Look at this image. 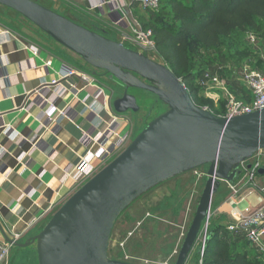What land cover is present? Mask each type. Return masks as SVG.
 <instances>
[{"label": "water", "instance_id": "obj_1", "mask_svg": "<svg viewBox=\"0 0 264 264\" xmlns=\"http://www.w3.org/2000/svg\"><path fill=\"white\" fill-rule=\"evenodd\" d=\"M54 43L103 73L123 89L111 102L115 115L139 112L130 90L146 92L168 110L152 120L114 160L74 192L40 233L23 244L35 245L37 264H131L110 260L113 226L134 202L173 179L206 168L195 214L174 264H187L209 220L212 197L221 184L233 185L240 166L264 150V109L223 119L196 107L183 83L165 65L83 28L32 0H0ZM249 168V166H248ZM264 176V167L258 171ZM207 242V238L204 243ZM201 254V251H197Z\"/></svg>", "mask_w": 264, "mask_h": 264}, {"label": "crops", "instance_id": "obj_2", "mask_svg": "<svg viewBox=\"0 0 264 264\" xmlns=\"http://www.w3.org/2000/svg\"><path fill=\"white\" fill-rule=\"evenodd\" d=\"M32 1L123 45H126L124 38L131 37L135 27L143 28L151 22L150 11L130 0ZM99 4L102 6L97 7ZM37 34L42 42L0 25V243L18 235L17 243L23 244L40 233L51 216L44 212L49 208L52 213L56 211L80 186L69 177L63 180L65 170L86 152L87 147H92L89 140L81 141L80 129L89 131L103 125L99 118L106 123L110 115L116 116L108 103L107 114L103 112V97H90L95 93L94 88H85L77 76L64 78L68 69L77 74L85 73L104 92L103 86L96 81L94 70L45 35L42 39V33ZM47 62L50 66L46 68ZM52 81L59 85L51 86ZM72 83L79 89V102L70 109L73 117L51 123L43 113L47 108L42 105L43 100L55 101L59 109L68 107L74 100L69 90ZM237 93L241 101L249 100L244 88ZM131 95L139 109L140 104L148 100ZM116 117L118 121L125 119ZM96 149L92 147V152ZM92 164L97 165V160H92ZM5 176H9V180H5ZM263 178L259 182L262 186ZM228 192L221 188L212 197L208 227L217 224L227 227L231 222ZM252 192L254 194L243 196L239 208L241 204L256 205L259 194ZM199 250L201 245L196 246L195 255Z\"/></svg>", "mask_w": 264, "mask_h": 264}, {"label": "rangeland", "instance_id": "obj_3", "mask_svg": "<svg viewBox=\"0 0 264 264\" xmlns=\"http://www.w3.org/2000/svg\"><path fill=\"white\" fill-rule=\"evenodd\" d=\"M0 25L17 33L27 35L33 40L42 42L39 36H37L39 35L37 33L40 32L38 29L33 28L30 23L18 14L3 7H0ZM260 27V32L246 31L242 34H235V37L230 40L223 41L221 48L217 51L218 53L211 50L201 51L200 53L205 64L213 63L211 68L205 73L221 77V72L224 75L225 79L223 78V80L227 83L229 90L236 96L238 95L237 92L241 88H244L241 73L245 67L264 74V23L260 24ZM37 30L39 32H36V35L35 31ZM43 35V33L40 34L42 39L43 37L45 38ZM250 36L259 40L258 48L249 44L248 37ZM236 43L241 45L242 48L247 47L251 53H247L244 57L236 56V51L241 50L238 47L239 45H237V49H233ZM124 46L132 51L135 49L127 44ZM148 58L167 66L157 56L155 51L151 52ZM87 67L89 68V66ZM90 69L93 70L92 68ZM258 69H261L262 72ZM97 73H100L99 76L103 75L101 72ZM96 78V81L103 86L105 94L111 98H109V101L111 100L112 102L121 97L123 90L120 86L108 81L105 76H96ZM129 93L139 98H148V100L143 105L140 104L138 113L119 115L120 117L123 116L126 120L119 119V128L116 133L122 136L124 133L130 132L131 137L125 147L112 160L125 150L152 120L168 110L157 98L146 92L130 90ZM202 93V91L199 92L201 96ZM111 102H109L110 109ZM195 102L199 104V101L196 99ZM104 167L105 165L99 168L96 173ZM205 171L206 168H200L197 171L166 182L134 202L119 216L113 226L108 248V258L131 264H174L203 191L206 181V177L204 176ZM260 178L255 179L256 184L262 181ZM89 179L80 184L79 188L89 181ZM258 185L262 186V184ZM221 188L223 191H229L226 183H222ZM252 193L254 194V192ZM229 194L228 192L226 198L230 197ZM254 198L256 197L254 196ZM245 206L246 204H241L240 208H244ZM128 234H131L130 237H128ZM238 235L242 236L241 233ZM238 235L237 237H240ZM121 243H123L122 249L119 248ZM199 245L200 240L197 241L196 246L199 247ZM251 248L254 253L256 251L255 248ZM13 249L12 252H9L3 264H37L35 245L26 249ZM258 254L260 255V261L263 263L262 254ZM191 255L190 260H188L189 262H187L188 264L195 262V251ZM200 261L201 259L199 263Z\"/></svg>", "mask_w": 264, "mask_h": 264}, {"label": "built area", "instance_id": "obj_4", "mask_svg": "<svg viewBox=\"0 0 264 264\" xmlns=\"http://www.w3.org/2000/svg\"><path fill=\"white\" fill-rule=\"evenodd\" d=\"M133 4L138 5L145 11L156 12L159 9L160 0H130ZM99 4L97 7H101ZM118 24V23H117ZM249 44L258 48L259 40L254 37H248ZM125 44L134 47V51L142 55H148L155 51L154 42L152 39V32L150 30H144L141 27H135L133 29L132 36L124 38ZM123 45V44H122ZM50 62L45 63V67H49ZM77 76L79 82L84 85L85 88H94L95 93L90 97L96 99L99 95L103 97L102 109L107 114V103L109 104V98L104 92L93 84V78L85 73L77 74L74 70L68 69L64 78ZM243 86L248 93L249 100L241 101L238 97L229 90L227 83L220 76H213L210 73H204L202 77L197 81V85L203 92L202 97L210 100L215 107H218L223 103L224 115L219 118L230 119L234 117H240L248 115L264 109V74L255 71L251 68L245 67L241 73ZM51 86L59 85L56 81H52ZM46 89V88H43ZM69 90L74 95L73 103L68 107L59 109L56 107L55 101L43 100L42 105L47 108L43 112L46 118L51 122H59L61 119L71 118L70 109H73L74 104H77V94L79 93L78 86L74 83L69 84ZM221 92V94H219ZM42 98V97H41ZM43 99V98H42ZM89 109L88 106H85ZM204 110L210 112L207 108ZM98 117V116H96ZM118 118L114 115H110V121L104 123L102 118L98 121L103 125L95 126L93 129L87 131L80 129L82 134V142L89 140L92 147L96 146L95 152H92V147L86 149V152L78 157L77 161L70 165L69 169L65 170V180L67 177L72 179L76 184L80 185L85 180L91 179L96 171L103 165L109 162L125 147L126 143L131 137L130 132L124 133L122 136L117 137L115 134L119 127ZM124 151V150H123ZM23 158V157H22ZM26 159V158H24ZM21 159V160H24ZM96 159L98 164L93 165L92 160ZM20 160V161H21ZM107 164V165H108ZM249 166V168H248ZM264 167V150L257 152L252 159L242 164L239 168L240 178L233 185H228L230 191V197L228 198V204L231 207L230 218L231 222L226 227L229 233L239 234L241 233L245 240L255 248V250L262 254L264 264V186L256 184L258 171ZM197 171V170H196ZM204 176L206 177V171ZM89 179V180H90ZM5 180H9V176H5ZM255 189V190H252ZM251 191L258 192L255 206L247 205L245 208H239L238 204L245 195H251ZM55 212V211H54ZM53 212V213H54ZM51 208L47 209L44 214H51ZM208 222L202 229L199 240L201 245V256L204 250V243L208 234ZM131 234H128L130 237ZM18 235H14L11 239L12 242L17 243ZM12 246L7 243H0V264H3L7 259ZM119 248H123V243L119 245ZM201 264V261L200 263Z\"/></svg>", "mask_w": 264, "mask_h": 264}, {"label": "trees", "instance_id": "obj_5", "mask_svg": "<svg viewBox=\"0 0 264 264\" xmlns=\"http://www.w3.org/2000/svg\"><path fill=\"white\" fill-rule=\"evenodd\" d=\"M150 14L151 22L143 29L152 32L157 56L183 83L196 107L207 108L215 117H222L223 103L215 107L199 94L201 90L196 83L213 64H205L200 53L217 52L222 42L235 34L260 32L264 0H160L158 11ZM238 47L241 50L236 51V56L251 53L247 47ZM220 75L223 79L224 75L221 72ZM225 234L229 236L223 238ZM237 235L220 224L209 227L202 256L195 255L193 264H199L200 259L201 264H263L245 238Z\"/></svg>", "mask_w": 264, "mask_h": 264}, {"label": "flooded vegetation", "instance_id": "obj_6", "mask_svg": "<svg viewBox=\"0 0 264 264\" xmlns=\"http://www.w3.org/2000/svg\"><path fill=\"white\" fill-rule=\"evenodd\" d=\"M123 90V89H122ZM128 93H129V91H128ZM130 94V93H129Z\"/></svg>", "mask_w": 264, "mask_h": 264}]
</instances>
